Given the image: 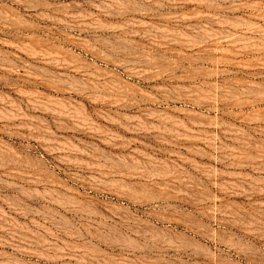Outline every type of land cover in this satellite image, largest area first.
<instances>
[{"label":"rangeland","instance_id":"obj_1","mask_svg":"<svg viewBox=\"0 0 264 264\" xmlns=\"http://www.w3.org/2000/svg\"><path fill=\"white\" fill-rule=\"evenodd\" d=\"M0 264H264V0H0Z\"/></svg>","mask_w":264,"mask_h":264}]
</instances>
